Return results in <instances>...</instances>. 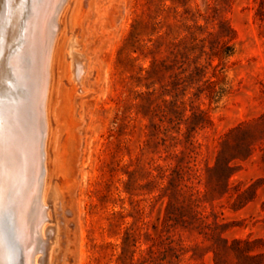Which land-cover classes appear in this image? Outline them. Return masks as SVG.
Wrapping results in <instances>:
<instances>
[{"label": "rangeland", "instance_id": "1", "mask_svg": "<svg viewBox=\"0 0 264 264\" xmlns=\"http://www.w3.org/2000/svg\"><path fill=\"white\" fill-rule=\"evenodd\" d=\"M27 3L0 0V112ZM56 15L39 188L56 196L58 264H236V241L264 255V0H64ZM11 224L0 209L19 264Z\"/></svg>", "mask_w": 264, "mask_h": 264}, {"label": "bare ground", "instance_id": "2", "mask_svg": "<svg viewBox=\"0 0 264 264\" xmlns=\"http://www.w3.org/2000/svg\"><path fill=\"white\" fill-rule=\"evenodd\" d=\"M63 1L28 0L26 7L20 8L22 24L14 25L13 33L9 31L12 44L18 46L8 58L10 85L3 88L13 100L0 112V209L10 210L13 232L20 242L19 264H58L57 230H48L45 225L56 196L50 189L40 192L39 186L40 173L44 175L45 170L44 143L49 124L46 93L55 61V25L51 19L59 15ZM13 12L11 7L9 16ZM73 40L69 39L65 56L70 60L73 78L79 81L83 65L72 50L76 47ZM30 220L33 232L27 230ZM7 255L0 234V264H7Z\"/></svg>", "mask_w": 264, "mask_h": 264}, {"label": "trees", "instance_id": "3", "mask_svg": "<svg viewBox=\"0 0 264 264\" xmlns=\"http://www.w3.org/2000/svg\"><path fill=\"white\" fill-rule=\"evenodd\" d=\"M251 244L249 242L236 241L228 247L236 258V264H264V255H252L249 252Z\"/></svg>", "mask_w": 264, "mask_h": 264}]
</instances>
